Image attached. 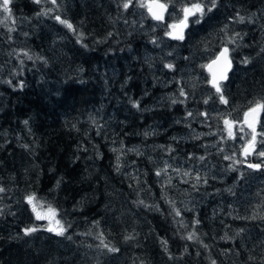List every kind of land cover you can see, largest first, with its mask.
Listing matches in <instances>:
<instances>
[{
    "label": "trees",
    "instance_id": "1",
    "mask_svg": "<svg viewBox=\"0 0 264 264\" xmlns=\"http://www.w3.org/2000/svg\"><path fill=\"white\" fill-rule=\"evenodd\" d=\"M226 1L229 6L224 8ZM217 3L224 13L241 18L252 12L261 19L262 42L258 43L254 33L247 48H252V55L253 48L259 51L261 47L264 55V0ZM89 5L85 10L80 6L68 8L69 13L59 16L72 25L68 28L55 21L59 11L50 9L48 2L10 0L12 29H1L10 55L0 68V183L22 184L35 194L36 201L43 200L46 208H54L74 241L91 245L102 236L119 245L126 237L132 238L140 247L133 249L127 243V251L135 253L140 264L157 263L161 253L184 264H264L261 246L244 249L235 235V230L243 227L254 239L264 237L263 222L257 216L243 221L220 213L206 220L207 208L184 210L176 204L174 190L155 182L150 189L156 199L162 193L159 190L163 191L164 201L146 209L142 226L107 221L101 207L112 188L120 189L129 199L133 197V183L123 176L121 166L122 159L133 158L132 147L155 142L174 155L195 158L205 153V144L203 138L173 139L183 128L167 125L170 108L139 112L149 105L155 88L148 98L134 103V96L141 95V85L134 81L138 70L122 71L118 67L121 55L112 49L114 46L93 45L92 41L112 31V1L110 7ZM71 54L72 69L64 60ZM240 77L230 75L228 86L234 92L249 86L244 80L240 89L235 82ZM128 78L129 84L124 86ZM252 78L258 85L264 82V62L254 69ZM143 130L148 132L144 137L139 135ZM24 150L34 171L28 169L29 160V165H16ZM141 166L148 170L143 174L148 180L153 166L147 161ZM3 223L15 229L20 219L6 218ZM4 243L0 238V258L14 264L8 259L10 254L1 250ZM231 250L236 251L235 261L229 255Z\"/></svg>",
    "mask_w": 264,
    "mask_h": 264
},
{
    "label": "rangeland",
    "instance_id": "2",
    "mask_svg": "<svg viewBox=\"0 0 264 264\" xmlns=\"http://www.w3.org/2000/svg\"><path fill=\"white\" fill-rule=\"evenodd\" d=\"M111 1L110 23L113 29L104 33L102 38H94L93 45L110 43L111 47L114 46L112 49L121 55L118 67L122 71L138 70L134 74V81L141 85L139 86L141 95L134 96V103L140 101L142 97L148 98L151 90L155 88L157 94L153 93L149 105L139 112H150L162 107L170 108L171 114L167 125L183 128L178 136H172L173 139L181 142L203 138L205 153H199L195 158H187L188 156L180 154L177 156L171 153V150L154 144L155 142L139 143L132 147L133 158L125 157L121 166L125 173L123 176L130 177L133 183L132 190L130 189L133 197L129 199L120 189L112 188L101 207L107 221L118 222L121 226L125 224L142 226L146 219L144 216L146 209L152 210L156 207L157 201H164L163 191L159 190L162 193L156 199L150 189L151 182H155L175 191L174 199L180 208L191 211L202 206L207 208L206 220L220 213L222 216H231L243 221H249L251 217L257 216L263 222L260 225L264 226V157L256 154L264 151V144L261 143L264 141V135H261L264 133V113H261L256 124L255 151L247 156L244 155L243 149L251 139V129L240 123L243 121L244 112L257 99L264 98V82L258 85L253 78L251 79L254 69L259 68L264 62V55L261 53V47L259 51L253 48L252 55L249 54L252 48H247L255 36L254 33L257 34L258 43L262 42L261 19L252 12H246L241 16L243 17L241 20L234 13H224L222 5L217 3V7L211 12L206 11L200 23L189 22V26L183 30V40L173 41L165 34L171 31L168 25L178 21L175 19L181 14L180 6L198 0H162L169 4L170 10L167 9L169 12L167 11L164 20L160 22L153 20L144 11L146 7L139 6L140 0H132L128 9L123 8L126 0ZM47 2L50 9L56 8V11H59L58 16H65L69 13L68 8L74 6H80L85 10L86 7H90L89 2L97 6L110 7V0H55V3L52 0H39L38 3L44 5ZM199 2L204 3L206 7L210 6L207 0ZM228 6L229 3L226 1L224 8ZM60 20L68 22L67 19ZM55 21H58L56 17ZM12 22L9 13H4L0 9V68L5 65L10 55V50L5 46L1 36V29L11 30ZM230 38L234 39V42H231ZM224 47L229 48V57L232 61L228 79L221 83L227 104L221 103L219 94L210 84L209 77L202 67ZM72 56L71 54L64 57L65 62L71 64L68 65L71 69ZM245 60L247 63H244ZM169 64L173 67L168 68ZM231 74L241 76L235 82L237 81L240 87L241 82L245 80L249 85L247 89L240 87L243 92H237V89L236 92L232 91L228 86ZM127 84L129 78L123 85ZM129 97L127 96V101ZM225 119L237 122L232 128L234 137L228 136ZM111 120L109 118V121ZM152 124L159 126L161 122ZM241 127L244 128L243 132L240 131ZM140 132L139 135L143 137L148 133L147 130ZM30 159L24 150L23 154L19 155L16 165L28 164L29 160V168L25 169L34 171ZM145 161L153 166L148 180L143 176L144 173H149L148 170L141 168ZM257 163L262 165L260 169L248 167V164ZM0 189H3L0 191V238L5 240V247L1 250L10 254L8 259L11 262L15 261L14 264L19 261L21 264H140L136 254L127 251V243L133 249L140 247L132 238L126 237L124 239L126 242L119 245H113L104 238L103 244L108 247H104L101 240L91 245L82 240L74 241L66 230L63 235L47 230L49 226L57 227L55 220H59L62 225L59 215L56 214L51 224L48 219L36 218V213L27 200L32 193L22 184L12 185L10 181H5L0 183ZM34 203L37 205V211L46 212L43 200H35ZM6 218L20 219V225L14 229L3 223ZM28 227H35L37 231L26 235L24 229ZM241 229H236L235 235L242 248L249 250L260 245L264 251L263 236L254 239L247 228ZM109 248H116L117 251L111 252ZM1 255L2 252L0 257ZM229 255L235 261L236 251L231 250ZM250 257L251 255L248 256ZM5 262L0 258V264H6ZM177 263L184 264L171 257L168 259L165 253H161L159 261L155 264Z\"/></svg>",
    "mask_w": 264,
    "mask_h": 264
},
{
    "label": "snow or ice",
    "instance_id": "3",
    "mask_svg": "<svg viewBox=\"0 0 264 264\" xmlns=\"http://www.w3.org/2000/svg\"><path fill=\"white\" fill-rule=\"evenodd\" d=\"M39 2V0H37ZM53 3H55V0H52ZM132 3V0H126V2L123 4L124 9H128L130 4ZM208 5L207 6L202 2H195V3H189L184 4L181 7V11L183 13L182 19H180L177 23H172L168 25V28L171 29V31L166 32L165 34L173 39L177 40H183L184 34L183 30L189 26V18H193V23H200L201 19L205 15L206 11L211 12L214 8L217 7V0H207ZM10 0H2V3H0V9L3 10L4 13H9L10 15V8H9ZM140 7H146L148 12L151 14L152 18L157 21H163L164 20V12L168 9L169 4L167 3H159V0H140ZM173 9L175 8V3L172 4ZM8 17H5L7 19ZM57 20H60V17H56ZM243 20V17L240 18ZM61 23L65 24L68 28H72V25L68 23L67 21L60 20ZM231 42H234V39L230 38ZM229 48L224 47L219 54L216 56V59L212 60L207 65H202V67H205L208 69L209 73L211 74V81L210 83L215 88L216 92L219 94L221 103L227 104L228 101L223 95L221 82L228 79V72L232 68V61L229 58ZM244 63H247V60L244 61ZM168 68H172L173 65L169 64L167 65ZM183 91H181V95H183ZM207 103V100L205 101ZM138 106V105H134ZM261 113H264V98L257 99L251 107L248 108L247 111L244 112V118L243 121L240 123L247 126V128L251 129V139L247 142L246 146L243 149V153L245 156L251 154L255 151L256 146V139H257V132H256V124L259 122V117ZM191 115V113H189ZM206 115V113H205ZM236 121H231L228 119L224 120V124L227 126L228 136L234 137V133L232 131L233 125L236 124ZM240 131L243 132L244 128L241 127ZM261 135H264V133H261ZM262 144H264V141H261ZM260 157H264V151H260L256 153ZM201 159H203L201 157ZM225 159H230V157H225ZM237 163H240V161H237ZM261 164H248L249 168L252 169H260ZM159 175V173H157ZM0 191H3V189H0ZM28 203L32 205L33 212L36 213L37 219H48L51 222L54 220L56 216V210L49 206L46 210V212L41 213L37 211V205L34 203L35 201V194L30 195L27 197ZM198 223V221H197ZM55 224L57 227L49 226L47 228L50 232H55L58 235H63L65 232V228L63 225H61L59 220H55ZM37 231L35 227H28L24 229V232L26 235L31 234L33 232ZM189 239H192L193 236L189 235ZM101 243L104 247H108V245L103 244V238L101 236ZM109 251L115 252L117 251L116 248H109ZM215 264V262H213Z\"/></svg>",
    "mask_w": 264,
    "mask_h": 264
},
{
    "label": "flooded vegetation",
    "instance_id": "4",
    "mask_svg": "<svg viewBox=\"0 0 264 264\" xmlns=\"http://www.w3.org/2000/svg\"><path fill=\"white\" fill-rule=\"evenodd\" d=\"M161 1H162V0H161ZM163 2H164V1H163ZM164 3H165V2H164ZM146 9H147V8L144 9L145 12H146ZM168 9L170 10V7H168ZM167 11H168V10H167ZM179 11H180L181 14H178V15L176 16V19H175L176 21H177V20L179 21V20L182 19V17H183V13H182V11H181V6L179 7ZM168 12H169V11H168ZM168 12H166V13H168ZM146 13H147V12H146ZM148 15H149V14H148ZM165 15H166V14H165ZM167 16H168V14H167ZM164 18H165V16H164ZM178 21H177V22H178ZM191 21H192V18H189V22H190V23H191ZM157 22H160V21H157ZM177 22H176V23H177ZM141 37H143V36H141ZM170 39L173 40V41H177V39H173V38H171V37H170ZM178 41H179V40H178Z\"/></svg>",
    "mask_w": 264,
    "mask_h": 264
},
{
    "label": "water",
    "instance_id": "5",
    "mask_svg": "<svg viewBox=\"0 0 264 264\" xmlns=\"http://www.w3.org/2000/svg\"><path fill=\"white\" fill-rule=\"evenodd\" d=\"M159 3H163V2L159 1ZM147 12H148V10H147ZM148 13H149V12H148ZM164 13H165V12H164ZM221 50H222V49H221ZM221 50H220V51H221ZM220 51H219V52H220ZM219 52L216 54V56L219 54ZM216 56H215L213 59H211V60L208 62V64H209L212 60L216 59ZM205 70L209 73V71H208L207 68H205ZM209 75H210V80H209V82H210L212 77H211V74H210V73H209ZM210 84H211V83H210ZM211 85H212V84H211Z\"/></svg>",
    "mask_w": 264,
    "mask_h": 264
},
{
    "label": "bare ground",
    "instance_id": "6",
    "mask_svg": "<svg viewBox=\"0 0 264 264\" xmlns=\"http://www.w3.org/2000/svg\"><path fill=\"white\" fill-rule=\"evenodd\" d=\"M141 25H142V24H141ZM143 28H144V27H143ZM143 28H142V29H143ZM142 29H141V30H142ZM145 30H146V29H145ZM142 32H143V31H142ZM141 34H142V33H141ZM143 34L145 35L146 33L144 32ZM167 75H168V74H167Z\"/></svg>",
    "mask_w": 264,
    "mask_h": 264
}]
</instances>
